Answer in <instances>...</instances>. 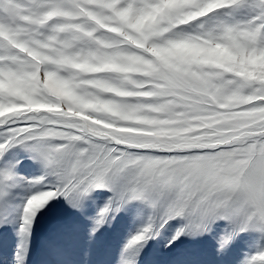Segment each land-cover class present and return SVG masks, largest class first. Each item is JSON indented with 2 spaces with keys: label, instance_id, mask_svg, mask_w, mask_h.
I'll return each mask as SVG.
<instances>
[{
  "label": "snow or ice",
  "instance_id": "obj_1",
  "mask_svg": "<svg viewBox=\"0 0 264 264\" xmlns=\"http://www.w3.org/2000/svg\"><path fill=\"white\" fill-rule=\"evenodd\" d=\"M42 228L41 264H264V0H0V264Z\"/></svg>",
  "mask_w": 264,
  "mask_h": 264
},
{
  "label": "rangeland",
  "instance_id": "obj_2",
  "mask_svg": "<svg viewBox=\"0 0 264 264\" xmlns=\"http://www.w3.org/2000/svg\"><path fill=\"white\" fill-rule=\"evenodd\" d=\"M44 230L45 229L42 228L40 231L37 232V237H36V240L34 242V251H33L32 258H31V264H41V262L43 260V256L41 255V253L39 251V244H40V241L42 239V234H43ZM12 243H13L12 238L8 237L6 239L5 248H4L6 256H8L10 253ZM105 259L110 260V261L113 260L114 259V253H110L109 255H107L105 257ZM156 260H157V256L153 253H149L143 258V264H155Z\"/></svg>",
  "mask_w": 264,
  "mask_h": 264
}]
</instances>
